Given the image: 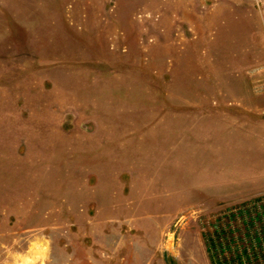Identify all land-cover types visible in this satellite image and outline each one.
<instances>
[{
    "label": "rangeland",
    "instance_id": "obj_1",
    "mask_svg": "<svg viewBox=\"0 0 264 264\" xmlns=\"http://www.w3.org/2000/svg\"><path fill=\"white\" fill-rule=\"evenodd\" d=\"M264 264V0H0V264Z\"/></svg>",
    "mask_w": 264,
    "mask_h": 264
},
{
    "label": "crops",
    "instance_id": "obj_2",
    "mask_svg": "<svg viewBox=\"0 0 264 264\" xmlns=\"http://www.w3.org/2000/svg\"><path fill=\"white\" fill-rule=\"evenodd\" d=\"M75 264H86L84 258L81 260V259H78L77 261H75ZM91 264H96L95 262H91Z\"/></svg>",
    "mask_w": 264,
    "mask_h": 264
}]
</instances>
